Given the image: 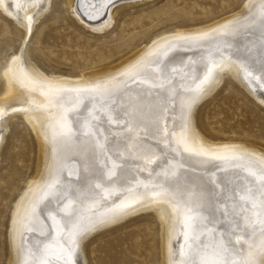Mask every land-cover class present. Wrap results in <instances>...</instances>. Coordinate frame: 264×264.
<instances>
[{"label": "bare ground", "instance_id": "6f19581e", "mask_svg": "<svg viewBox=\"0 0 264 264\" xmlns=\"http://www.w3.org/2000/svg\"><path fill=\"white\" fill-rule=\"evenodd\" d=\"M53 1L0 0L20 29L2 67L0 144L22 113L36 146L10 211L5 264H86L93 234L148 211L159 224L158 264H264V145L212 140L195 123L197 106L225 77L264 105V0L154 37L76 78L44 73L30 53L34 23ZM150 1H113L90 22L106 5L59 0L95 34ZM187 1L203 3L172 4ZM86 149L99 154L98 174L84 164Z\"/></svg>", "mask_w": 264, "mask_h": 264}, {"label": "rangeland", "instance_id": "374dc122", "mask_svg": "<svg viewBox=\"0 0 264 264\" xmlns=\"http://www.w3.org/2000/svg\"><path fill=\"white\" fill-rule=\"evenodd\" d=\"M173 1L152 0L136 11L120 12L105 31L95 34L73 22L59 0H54L49 12L34 23L29 39L30 53L44 73L76 78L90 66L101 62L108 65L133 46L148 43L154 37L209 25L238 9L246 0H202L201 5L187 1L178 6H174ZM56 5L60 9L58 16L54 13ZM15 28L20 30L0 12V89L3 62L19 45ZM98 50L104 53L102 61L97 56ZM78 53L84 57H78ZM9 122L0 144V264L6 262L7 226L12 205L31 178L36 157L35 142L23 114L13 115ZM195 123L204 136L212 140L264 145V105L229 77L199 103ZM93 150H85L91 155L83 157L84 164L95 167L92 173L98 174L100 158ZM97 180L93 178L91 182ZM258 201L255 198V202ZM84 248L86 264H158V221L150 211L134 214L93 234Z\"/></svg>", "mask_w": 264, "mask_h": 264}, {"label": "water", "instance_id": "95a60500", "mask_svg": "<svg viewBox=\"0 0 264 264\" xmlns=\"http://www.w3.org/2000/svg\"><path fill=\"white\" fill-rule=\"evenodd\" d=\"M82 2H83V0H81ZM113 1H117V0H109V2H107L106 4H100L99 2H98V0H93L92 2H88V0H86L85 2H83L84 4L86 3V4H88V5H90L91 7V9H93V10H96V8H97V5H102V6H104V5H106L103 9H102V11L100 10V11H97L96 10V12H99L100 14H99V16L96 18V19H93V20H89L90 22H95V21H97V20H99V19H101L103 16H104V14H105V12H106V10H107V7L113 2ZM82 2H80V4H81V6H83L82 4ZM80 4H78V5H80ZM83 9V8H82ZM80 10H81V8H80ZM82 13V12H81ZM83 14V13H82ZM84 15V14H83Z\"/></svg>", "mask_w": 264, "mask_h": 264}]
</instances>
